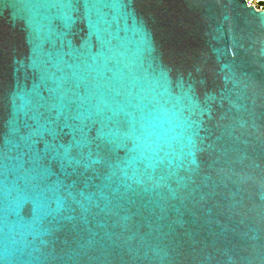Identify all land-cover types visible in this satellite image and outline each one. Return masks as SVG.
Listing matches in <instances>:
<instances>
[{
  "label": "water",
  "instance_id": "water-1",
  "mask_svg": "<svg viewBox=\"0 0 264 264\" xmlns=\"http://www.w3.org/2000/svg\"><path fill=\"white\" fill-rule=\"evenodd\" d=\"M0 264H264V10L0 0Z\"/></svg>",
  "mask_w": 264,
  "mask_h": 264
},
{
  "label": "built area",
  "instance_id": "built-area-1",
  "mask_svg": "<svg viewBox=\"0 0 264 264\" xmlns=\"http://www.w3.org/2000/svg\"><path fill=\"white\" fill-rule=\"evenodd\" d=\"M249 6H254L257 10H264V0H246Z\"/></svg>",
  "mask_w": 264,
  "mask_h": 264
}]
</instances>
